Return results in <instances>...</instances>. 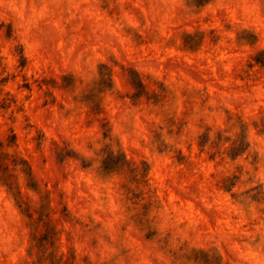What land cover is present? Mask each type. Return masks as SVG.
I'll list each match as a JSON object with an SVG mask.
<instances>
[{"label": "clouds", "instance_id": "obj_1", "mask_svg": "<svg viewBox=\"0 0 264 264\" xmlns=\"http://www.w3.org/2000/svg\"><path fill=\"white\" fill-rule=\"evenodd\" d=\"M0 264H264V0H0Z\"/></svg>", "mask_w": 264, "mask_h": 264}, {"label": "rangeland", "instance_id": "obj_2", "mask_svg": "<svg viewBox=\"0 0 264 264\" xmlns=\"http://www.w3.org/2000/svg\"><path fill=\"white\" fill-rule=\"evenodd\" d=\"M199 72H200V69H197L193 74H194V75H198ZM33 159H34V156H33Z\"/></svg>", "mask_w": 264, "mask_h": 264}]
</instances>
